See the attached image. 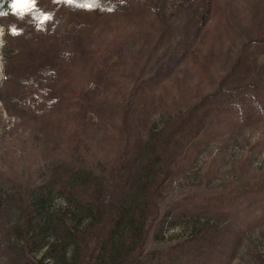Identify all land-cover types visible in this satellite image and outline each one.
Instances as JSON below:
<instances>
[{"label": "rangeland", "instance_id": "obj_1", "mask_svg": "<svg viewBox=\"0 0 264 264\" xmlns=\"http://www.w3.org/2000/svg\"><path fill=\"white\" fill-rule=\"evenodd\" d=\"M76 1L0 16V264H264V204L241 216L264 197V120L216 130L193 113L223 81L237 88L219 104L237 100L264 63V0ZM186 40L191 58L143 89L154 48Z\"/></svg>", "mask_w": 264, "mask_h": 264}, {"label": "trees", "instance_id": "obj_2", "mask_svg": "<svg viewBox=\"0 0 264 264\" xmlns=\"http://www.w3.org/2000/svg\"><path fill=\"white\" fill-rule=\"evenodd\" d=\"M38 1H40L41 3L43 1L46 2V0H38ZM182 1L183 0H170V3L171 5L176 6L177 9H182L181 8L183 7L181 5ZM87 5H92V6L88 7ZM74 6L77 8V10L78 9L79 10L90 9L91 11L95 10V11H98L99 13H107V12L114 13L115 12L117 14H124L126 13L125 10L127 9V7H124V3H121L118 0H112V1L102 0L99 6H96V4L94 3V0H78L75 2ZM35 9L30 11V14H34L36 12ZM0 12H4L6 13V15L8 14L16 15L18 13V11L12 7V0H0ZM206 15L207 14H205V16ZM0 16H5V15H0ZM206 20L207 18L205 19V21ZM201 24H204V22H202ZM200 28L201 27H198L196 32H198ZM51 32L55 33L54 29ZM64 34L65 36H67L66 40H70V35L68 34V30L65 31ZM81 34H82V31H79V34H78L79 37L81 36ZM261 38H262L261 40L264 42V36H261ZM193 41L192 40L183 41L184 44L181 47L179 46V44L177 46H171L170 48L167 49V52L165 54L161 47L162 42L160 46H157V47L155 46L156 48H154L153 53L150 57V60L152 59L154 54L157 53L158 51L161 57L159 59H157L156 57L153 60V62L155 60L157 61L155 64H153L154 66H152L151 69L149 70L150 74L147 76L146 81L141 83V87L143 89L152 90L156 88L157 86H159L160 84H162L163 82H165L167 79H169L173 75L175 69H179L182 62L188 59L189 57L191 58V56L193 55L194 51L191 45ZM77 51L81 52V53L77 52V56L79 58H82V60H84L87 57L86 52L82 50H77ZM74 54H76V52H74ZM57 61H58L57 58L41 61V64L36 67V71L40 74L46 73L50 70L54 71L56 69ZM244 75L249 76L247 78L245 77L246 80H248V83L241 90L242 93L238 92V95H235L237 96V100H235L234 102H228V103L221 102L219 104V101H218L219 96H222V94L234 95L235 93L232 90L237 88V86L236 88L235 86L234 87L231 86L230 87L231 89H229L225 85V82L223 81L219 85L218 90L216 91L215 95L213 96L208 95L204 97L203 100L199 104H197L193 113L196 112L198 118H200V121L204 127L209 123V125H207L208 127H205V128L207 129L208 128L210 129L211 127L213 128V126L216 124L215 129L218 130L220 129L221 125H224L225 127H229L230 124L232 125L235 124V126L236 125L243 126V125L252 123L254 121H257V120H262V121L264 120V63L257 64L254 69L253 67L249 68V70L244 71L243 76ZM103 79L107 81L105 76L103 77ZM97 82L98 84H101L102 82L101 78H98ZM112 86L113 84L109 83V87H112ZM64 101L65 103L66 101L68 103L70 100L67 97H65V99L63 98V102ZM132 101H133V105H136L134 102V98L132 99ZM125 105H126V111L129 112L131 106L127 102L125 103ZM88 106H91V105H88ZM217 107H220V108L218 109ZM137 112L142 113V108L140 109L138 106ZM233 112H236V115L238 117L237 116L233 117L231 115V113ZM230 115L232 116V119H230L229 117ZM190 120L191 118L188 120V122ZM183 127L184 125L181 126L180 128H183ZM216 133L218 134L219 131H217ZM126 154L128 155V152H126ZM110 188L111 186H109L108 190H110ZM111 199L112 198L108 200L107 198V201L103 203V206L105 209L104 210L105 221L102 225L103 226L102 230L107 228L112 221V213H111L112 210L110 209L109 204L107 203V202H110ZM262 204H264V197L258 200L255 199V201L252 204H249L247 207L243 208V210H241V216L243 218L242 224H246L245 220L247 216L249 215V213H252L250 212L251 211L250 207L256 206L254 208H259V207H262L261 206ZM231 215L233 216V214ZM235 215H236V212L234 213V216L232 218H234ZM94 232H95L94 229L91 230V236H89L91 243H95L96 241ZM139 251L140 252L138 253V258L143 256L142 249Z\"/></svg>", "mask_w": 264, "mask_h": 264}, {"label": "snow or ice", "instance_id": "obj_3", "mask_svg": "<svg viewBox=\"0 0 264 264\" xmlns=\"http://www.w3.org/2000/svg\"><path fill=\"white\" fill-rule=\"evenodd\" d=\"M36 0H12V7L15 8L18 12L21 8H27L29 5H34ZM102 2V0H94V3L96 6H99V4ZM88 7H91L92 5H87ZM0 15H6L4 12H0ZM21 17L25 15V12H20ZM13 34H17L15 32V28H13Z\"/></svg>", "mask_w": 264, "mask_h": 264}, {"label": "bare ground", "instance_id": "obj_4", "mask_svg": "<svg viewBox=\"0 0 264 264\" xmlns=\"http://www.w3.org/2000/svg\"><path fill=\"white\" fill-rule=\"evenodd\" d=\"M2 36V31H1V29H0V37Z\"/></svg>", "mask_w": 264, "mask_h": 264}]
</instances>
